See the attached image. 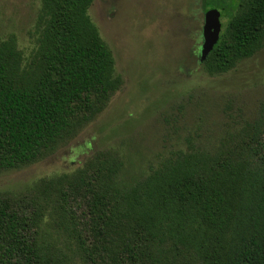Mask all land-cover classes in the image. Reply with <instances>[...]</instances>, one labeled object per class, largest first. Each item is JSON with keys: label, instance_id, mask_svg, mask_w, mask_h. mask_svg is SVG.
<instances>
[{"label": "trees", "instance_id": "obj_1", "mask_svg": "<svg viewBox=\"0 0 264 264\" xmlns=\"http://www.w3.org/2000/svg\"><path fill=\"white\" fill-rule=\"evenodd\" d=\"M92 1L39 0L28 59L13 34L0 39V170L51 154L121 84L88 15ZM203 7L218 9L221 22L201 60L207 72H226L261 48L264 0ZM258 122L230 150L176 151L131 184L120 178L119 154L106 149L72 173L40 178L27 195L0 198V264H264Z\"/></svg>", "mask_w": 264, "mask_h": 264}, {"label": "rangeland", "instance_id": "obj_2", "mask_svg": "<svg viewBox=\"0 0 264 264\" xmlns=\"http://www.w3.org/2000/svg\"><path fill=\"white\" fill-rule=\"evenodd\" d=\"M204 0H93L88 15L121 84L104 109L46 157L0 170V198L27 195L40 178L72 173L112 149L131 184L176 151L215 155L244 128H264V41L226 72L199 60ZM39 0H0V39L13 34L23 58L36 47ZM222 19V17H221ZM222 21H226V17Z\"/></svg>", "mask_w": 264, "mask_h": 264}, {"label": "water", "instance_id": "obj_3", "mask_svg": "<svg viewBox=\"0 0 264 264\" xmlns=\"http://www.w3.org/2000/svg\"><path fill=\"white\" fill-rule=\"evenodd\" d=\"M220 12L216 8H210L204 12V23L202 26V45L199 51L200 61L212 49L217 42L220 32Z\"/></svg>", "mask_w": 264, "mask_h": 264}]
</instances>
